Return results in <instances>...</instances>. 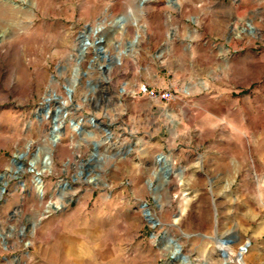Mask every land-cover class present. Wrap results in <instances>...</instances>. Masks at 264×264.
<instances>
[{
    "label": "rangeland",
    "instance_id": "obj_1",
    "mask_svg": "<svg viewBox=\"0 0 264 264\" xmlns=\"http://www.w3.org/2000/svg\"><path fill=\"white\" fill-rule=\"evenodd\" d=\"M1 175L0 264H264V0H0Z\"/></svg>",
    "mask_w": 264,
    "mask_h": 264
},
{
    "label": "bare ground",
    "instance_id": "obj_2",
    "mask_svg": "<svg viewBox=\"0 0 264 264\" xmlns=\"http://www.w3.org/2000/svg\"><path fill=\"white\" fill-rule=\"evenodd\" d=\"M146 1H148V0H141V3L144 4ZM116 22L118 25L117 27L119 29H125V22H126L125 17H123V16L119 17ZM133 24L137 26L138 25L137 20H135L133 22ZM102 29H103L102 26H98L96 28L89 29V33H88V31H87V33L95 36V35H98L99 33H101ZM88 34H85V36L83 37V40H82V43H81L80 49H79L80 54L83 56L87 52V50L91 47L94 48V51L97 54L104 52L105 51L104 45L106 43V39L103 36H99L96 38L95 41L89 40ZM138 39H139V34H136L135 38L131 42V45H128L124 50L120 51L119 55L116 57H110L108 55L109 59L111 60V58H112L114 63H116L117 65L121 64V55L129 53L132 50V47L138 42ZM96 41H99V42L96 43ZM105 57H107V55ZM99 69H101L103 72H107V70L111 69V65L110 64L101 65V66H99ZM77 70L78 69H76V71ZM77 75H78V71H77ZM82 75H84V76L87 75V72H83ZM104 79L106 81H108V78L106 77V75H105ZM77 83H78V79L74 78L70 84H67L65 86V90L67 93V99L62 98V96H60V95H54V94H52L50 97L45 98L46 102H50L51 100H57V101L60 100V102H61V106H58L57 108H55V110H51L50 108H46L43 111L45 117H50V115H51V116H54V118L56 119V122L53 123V127L51 130L53 135L52 134L50 135V139H51L53 145H56L61 138L62 130H63L64 124H65V117L67 115V112L65 111V105L70 101L71 95L74 91V87ZM123 91H124V89H123ZM82 122H83L82 120L71 119L70 120L71 129L75 132H79L81 129ZM94 125H95V122H94ZM109 135H110V133H108V136ZM159 157H161V156H159ZM160 162H161V166L164 167L165 162H167L166 157H164V159H162ZM41 163H42L43 167H41L40 173L45 172L46 169L50 168V166L52 164L51 155L49 153H46L43 156ZM34 165L35 164H32L31 168H33V167L35 168ZM4 184H5V182H4ZM34 184H35V187L38 189V192L39 193L42 192V189H41L43 187L42 181L34 180ZM52 208H54V207L52 206Z\"/></svg>",
    "mask_w": 264,
    "mask_h": 264
},
{
    "label": "built area",
    "instance_id": "obj_3",
    "mask_svg": "<svg viewBox=\"0 0 264 264\" xmlns=\"http://www.w3.org/2000/svg\"><path fill=\"white\" fill-rule=\"evenodd\" d=\"M138 96H145L153 100H159V101H170L173 99L174 95L173 93L168 90H159L153 87H150L148 84H141L138 87Z\"/></svg>",
    "mask_w": 264,
    "mask_h": 264
},
{
    "label": "water",
    "instance_id": "obj_4",
    "mask_svg": "<svg viewBox=\"0 0 264 264\" xmlns=\"http://www.w3.org/2000/svg\"><path fill=\"white\" fill-rule=\"evenodd\" d=\"M98 42H99V41H96V43H98ZM54 122H56V119L54 120ZM55 130H56V129H55ZM51 134H52V132H51ZM52 135H53V134H52ZM96 146H97V145H96ZM158 159H159V161H161L162 159H164V156H161V157H159ZM14 162L17 163L16 160H14ZM30 170L33 171L32 168H31ZM161 170H165V172H164L165 177H168V176L170 175V173H171V169H170V167H169V165H168L167 162H165V165H164L163 168H161ZM39 176H40V173L37 172L36 175H35V180H37V181H41V179H40ZM3 177H4V175H1V176H0V182H2ZM170 242L174 243L173 240H170ZM223 243L226 244V243H229V241H223ZM174 244H175V245L177 246V248L180 250V246H179L177 243H174Z\"/></svg>",
    "mask_w": 264,
    "mask_h": 264
},
{
    "label": "crops",
    "instance_id": "obj_5",
    "mask_svg": "<svg viewBox=\"0 0 264 264\" xmlns=\"http://www.w3.org/2000/svg\"><path fill=\"white\" fill-rule=\"evenodd\" d=\"M136 34H139V39H140V37H141V36H140V33H136ZM135 36H136V35H135ZM139 39H138V41H139Z\"/></svg>",
    "mask_w": 264,
    "mask_h": 264
}]
</instances>
